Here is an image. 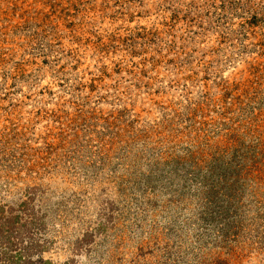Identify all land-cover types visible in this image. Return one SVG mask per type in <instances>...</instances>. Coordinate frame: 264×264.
Returning <instances> with one entry per match:
<instances>
[{
    "label": "rangeland",
    "instance_id": "rangeland-1",
    "mask_svg": "<svg viewBox=\"0 0 264 264\" xmlns=\"http://www.w3.org/2000/svg\"><path fill=\"white\" fill-rule=\"evenodd\" d=\"M0 264H264V0H0Z\"/></svg>",
    "mask_w": 264,
    "mask_h": 264
}]
</instances>
